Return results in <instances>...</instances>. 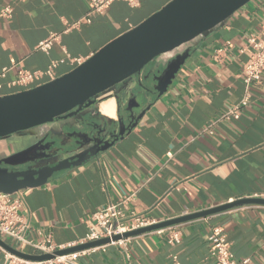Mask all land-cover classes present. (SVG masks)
Masks as SVG:
<instances>
[{
    "label": "crops",
    "instance_id": "0c3cea01",
    "mask_svg": "<svg viewBox=\"0 0 264 264\" xmlns=\"http://www.w3.org/2000/svg\"><path fill=\"white\" fill-rule=\"evenodd\" d=\"M171 0H137L130 6L113 1L87 22L88 0H0V95L22 91L47 81L52 62L55 78L86 60L108 42L137 26ZM264 29V0H250L222 24L200 35L181 50L189 56L167 91L149 101L137 124L106 151L85 163L54 174L41 186L20 190L19 214L28 222L26 236L66 246L81 239L91 215L109 202L131 196L129 206L155 221L197 212L238 198L264 194V73L248 89L250 101L237 120H219L220 114L246 92L240 77L248 53L242 51L249 35ZM52 34L58 37L47 52L37 48ZM224 49L217 52L218 49ZM169 56L158 60L163 62ZM157 62H153L141 77ZM22 71L40 76L26 86L12 84ZM136 78L100 96L98 104L82 113L98 123L115 122L124 103L114 97ZM111 101L112 114L102 110ZM212 125L213 134L202 132ZM75 118L38 126L30 132L0 139V155L27 147L38 137L55 140L50 152L58 158L76 143L68 132L79 130ZM70 150V149H69ZM15 196V194H13ZM220 225L232 256L246 264H264V205L246 204L132 238L124 248L108 245L77 258L78 264H212L210 231ZM172 229L179 243L167 242ZM25 252L26 244L0 236ZM3 252L0 250V264Z\"/></svg>",
    "mask_w": 264,
    "mask_h": 264
},
{
    "label": "water",
    "instance_id": "95a60500",
    "mask_svg": "<svg viewBox=\"0 0 264 264\" xmlns=\"http://www.w3.org/2000/svg\"><path fill=\"white\" fill-rule=\"evenodd\" d=\"M250 0H171L137 26L108 42L69 72L43 84L11 94L0 95V139L30 132L34 128L58 120L75 118L79 130L68 132L77 141L65 150L67 156L48 163L55 140L36 142L8 155H0V192L12 194L19 190L44 185L55 173L85 163L122 139L140 120L144 110L136 114L150 96L163 95L176 73L189 56L181 48L222 24ZM162 55V56H161ZM169 56L158 63V59ZM159 57V58H158ZM157 61H156V60ZM157 62L141 77L142 72ZM136 78L135 83L120 90L114 97L121 99L129 113L121 120L119 132L108 140L97 137L109 128L105 123L84 117L82 113L98 104L101 95L119 84ZM136 103L130 105V101ZM70 149V150H69ZM57 157V156H56ZM33 162L26 168L23 164ZM264 205L263 197H243L197 212L162 220L132 231L117 234L112 240L131 237L166 228L189 220L206 217L231 208ZM109 242L108 238L57 249L53 253L32 254L8 244L0 237V247L24 259L45 260Z\"/></svg>",
    "mask_w": 264,
    "mask_h": 264
},
{
    "label": "built area",
    "instance_id": "2783aa9c",
    "mask_svg": "<svg viewBox=\"0 0 264 264\" xmlns=\"http://www.w3.org/2000/svg\"><path fill=\"white\" fill-rule=\"evenodd\" d=\"M115 0H88L89 10L85 16L86 21L90 20V15L93 13H103L108 6ZM127 2L130 6L136 4L137 0H123ZM13 8L11 5H6L0 9V16L4 18H9L12 16ZM58 35L52 34L48 39L42 41L37 46L38 49L45 52L51 46L52 40L56 39ZM224 49H218L217 52H221ZM242 51L248 53L247 59L244 61L240 71V77L243 79L246 92L244 96L236 103L229 105L219 116V120H237L242 114V110L248 105L250 98L248 94V89L251 83L260 79L261 75L264 73V29L261 30L260 35H249L247 38V44L242 48ZM71 63L75 65L80 64L79 59H70ZM56 62H52L46 69L44 74L53 80L54 68ZM7 68L0 71V79L3 78L7 72ZM40 76L38 72L22 71L19 73L17 79L12 82V84H18L21 86H26L34 79ZM1 87V85H0ZM202 132L208 134H213L212 125H209L202 129ZM19 191L12 194L0 192V236L9 237L15 242L20 244L29 245L33 248L34 252H28L32 254H45L53 253L57 249H62L77 244H83L85 242L96 241L102 238H108L109 242L100 246L84 249L81 251L53 256L50 259L45 260H29L18 257L3 248L0 250L3 252V263L2 264H78L77 258L88 254L96 249H102L108 245H117L124 248V255L126 258L130 257L126 246L128 242L134 238L131 237H121L117 240H112L114 235H122L125 232L132 231L144 226L151 225L158 221H155L148 216L135 212L129 206V201L132 195L123 197L118 202H109L96 210L91 215V221L87 224V231L85 235L66 246L55 245L51 242H45L42 240L34 241L26 236L30 229L28 222L19 214L18 209L21 206V198L19 196ZM15 194V196H13ZM252 197H263L252 196ZM171 227V226H169ZM168 227V228H169ZM167 228V227H166ZM157 233H162L164 228L155 230ZM141 235V234H140ZM138 236V235H137ZM180 235L178 230L172 229L168 236L167 242L170 245H175L179 243ZM210 249L209 253L212 258V264H246L248 263L247 258L237 260L232 256L230 251L229 243L226 241V236L223 232V228L220 225H214L211 227L210 231ZM16 248V247H15ZM172 264H180L176 255L172 256Z\"/></svg>",
    "mask_w": 264,
    "mask_h": 264
},
{
    "label": "flooded vegetation",
    "instance_id": "af4514ba",
    "mask_svg": "<svg viewBox=\"0 0 264 264\" xmlns=\"http://www.w3.org/2000/svg\"><path fill=\"white\" fill-rule=\"evenodd\" d=\"M100 97H98L96 100H99ZM136 102L134 100H131L130 101V105H134ZM126 108V105H123V107L120 108V112L118 114V117L116 119L115 122L111 123L109 128L106 129L104 132H101L99 134V136L97 137V140H100V139H104V140H108L112 137H114L120 130V124H121V120H128V115L129 113L126 112L124 109ZM139 108H133V112L135 113ZM138 114V113H136ZM37 140H35L34 142H36ZM32 142V143H34ZM46 142V139L45 141ZM47 152L50 151L49 150H46ZM52 153V152H51ZM57 159H59L58 157H56V154H52L50 158H48V163H51L52 161H56ZM30 164H33V162H29V163H26V164H23L22 166H19V168H26L27 166H29Z\"/></svg>",
    "mask_w": 264,
    "mask_h": 264
},
{
    "label": "bare ground",
    "instance_id": "6f19581e",
    "mask_svg": "<svg viewBox=\"0 0 264 264\" xmlns=\"http://www.w3.org/2000/svg\"><path fill=\"white\" fill-rule=\"evenodd\" d=\"M102 110H103L105 113L112 114V112H113V106H112L111 101H108V102H106V103H103V104H102Z\"/></svg>",
    "mask_w": 264,
    "mask_h": 264
},
{
    "label": "rangeland",
    "instance_id": "374dc122",
    "mask_svg": "<svg viewBox=\"0 0 264 264\" xmlns=\"http://www.w3.org/2000/svg\"><path fill=\"white\" fill-rule=\"evenodd\" d=\"M161 56H162V55H161ZM161 56H160V57H161ZM158 58H159V57H158ZM159 59H160V58H159ZM159 59H158V60H159ZM155 60H156V59H155ZM155 60H154V61H152V63H153V62H155ZM156 61H157V60H156Z\"/></svg>",
    "mask_w": 264,
    "mask_h": 264
}]
</instances>
